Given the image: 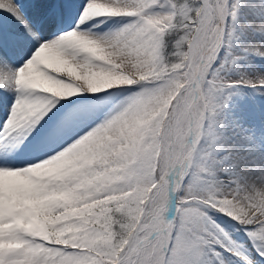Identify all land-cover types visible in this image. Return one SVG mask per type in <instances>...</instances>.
<instances>
[{
	"label": "snow or ice",
	"instance_id": "obj_1",
	"mask_svg": "<svg viewBox=\"0 0 264 264\" xmlns=\"http://www.w3.org/2000/svg\"><path fill=\"white\" fill-rule=\"evenodd\" d=\"M0 264H264V0H0Z\"/></svg>",
	"mask_w": 264,
	"mask_h": 264
}]
</instances>
